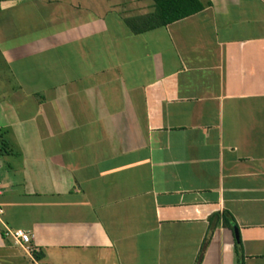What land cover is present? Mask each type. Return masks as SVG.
Here are the masks:
<instances>
[{
	"label": "crops",
	"instance_id": "obj_1",
	"mask_svg": "<svg viewBox=\"0 0 264 264\" xmlns=\"http://www.w3.org/2000/svg\"><path fill=\"white\" fill-rule=\"evenodd\" d=\"M110 1L0 0V264H264V0Z\"/></svg>",
	"mask_w": 264,
	"mask_h": 264
},
{
	"label": "trees",
	"instance_id": "obj_2",
	"mask_svg": "<svg viewBox=\"0 0 264 264\" xmlns=\"http://www.w3.org/2000/svg\"><path fill=\"white\" fill-rule=\"evenodd\" d=\"M152 11L140 16L125 19V25L131 34L139 35L154 29L169 26L201 13L205 6L200 0H150ZM210 6V4H207ZM231 228V223L224 220ZM36 258H38L36 256ZM240 264H243L242 262Z\"/></svg>",
	"mask_w": 264,
	"mask_h": 264
},
{
	"label": "rangeland",
	"instance_id": "obj_3",
	"mask_svg": "<svg viewBox=\"0 0 264 264\" xmlns=\"http://www.w3.org/2000/svg\"><path fill=\"white\" fill-rule=\"evenodd\" d=\"M20 0H2V2H17ZM74 1V0H72ZM113 1V0H111ZM110 1V2H111ZM75 2H87L90 6V2H108V0H75ZM115 6H119L125 10V14L131 15L139 11L138 8L143 9L144 11H149L151 7V2L148 0H120V2H113Z\"/></svg>",
	"mask_w": 264,
	"mask_h": 264
},
{
	"label": "built area",
	"instance_id": "obj_4",
	"mask_svg": "<svg viewBox=\"0 0 264 264\" xmlns=\"http://www.w3.org/2000/svg\"><path fill=\"white\" fill-rule=\"evenodd\" d=\"M2 212L0 211V214ZM4 237L14 241L15 244L24 246L25 250L31 252V236L22 230L6 229Z\"/></svg>",
	"mask_w": 264,
	"mask_h": 264
},
{
	"label": "water",
	"instance_id": "obj_5",
	"mask_svg": "<svg viewBox=\"0 0 264 264\" xmlns=\"http://www.w3.org/2000/svg\"><path fill=\"white\" fill-rule=\"evenodd\" d=\"M233 228H234V232H235V236H236V238H237V228L235 227V226H233Z\"/></svg>",
	"mask_w": 264,
	"mask_h": 264
}]
</instances>
